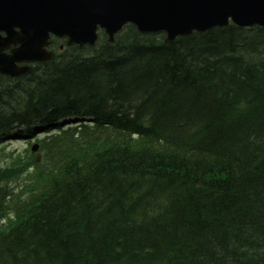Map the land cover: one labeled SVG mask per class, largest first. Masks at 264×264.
<instances>
[{
    "label": "trees",
    "instance_id": "1",
    "mask_svg": "<svg viewBox=\"0 0 264 264\" xmlns=\"http://www.w3.org/2000/svg\"><path fill=\"white\" fill-rule=\"evenodd\" d=\"M116 37L0 84V140L72 114L94 116L92 135L121 130L98 152L90 138L42 144L46 189L0 228V264H258L264 28Z\"/></svg>",
    "mask_w": 264,
    "mask_h": 264
},
{
    "label": "water",
    "instance_id": "2",
    "mask_svg": "<svg viewBox=\"0 0 264 264\" xmlns=\"http://www.w3.org/2000/svg\"><path fill=\"white\" fill-rule=\"evenodd\" d=\"M231 20L239 26H264V0H0L1 71L16 75L27 70L16 62L49 58L44 48L50 34L66 37L70 44H93L98 27L112 41L132 22L142 32L164 31L172 40L195 29L226 27ZM12 44L19 45L15 54H4Z\"/></svg>",
    "mask_w": 264,
    "mask_h": 264
},
{
    "label": "rangeland",
    "instance_id": "3",
    "mask_svg": "<svg viewBox=\"0 0 264 264\" xmlns=\"http://www.w3.org/2000/svg\"><path fill=\"white\" fill-rule=\"evenodd\" d=\"M33 143H35V142H33ZM6 147H7V151H13L14 149H16L17 152L21 153V152H24L25 149L28 147V143L26 142L25 139L12 140V142L10 144H7ZM9 163H10V159L2 156V154H1L0 164L5 165V164H9Z\"/></svg>",
    "mask_w": 264,
    "mask_h": 264
},
{
    "label": "bare ground",
    "instance_id": "4",
    "mask_svg": "<svg viewBox=\"0 0 264 264\" xmlns=\"http://www.w3.org/2000/svg\"><path fill=\"white\" fill-rule=\"evenodd\" d=\"M33 128V126L31 127ZM43 129H38L37 131H35V134H37L38 132H41Z\"/></svg>",
    "mask_w": 264,
    "mask_h": 264
}]
</instances>
